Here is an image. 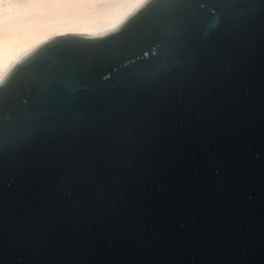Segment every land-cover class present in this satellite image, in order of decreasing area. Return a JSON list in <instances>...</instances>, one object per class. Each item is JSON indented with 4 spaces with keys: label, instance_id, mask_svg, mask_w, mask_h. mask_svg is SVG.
<instances>
[{
    "label": "snow or ice",
    "instance_id": "snow-or-ice-1",
    "mask_svg": "<svg viewBox=\"0 0 264 264\" xmlns=\"http://www.w3.org/2000/svg\"><path fill=\"white\" fill-rule=\"evenodd\" d=\"M77 17L97 29L51 27ZM145 48L149 69L117 72ZM256 119L264 0H0V264H95L121 233L119 264H169L149 189L185 152L210 191L230 183L219 141ZM186 264L246 255L225 232Z\"/></svg>",
    "mask_w": 264,
    "mask_h": 264
},
{
    "label": "water",
    "instance_id": "water-1",
    "mask_svg": "<svg viewBox=\"0 0 264 264\" xmlns=\"http://www.w3.org/2000/svg\"><path fill=\"white\" fill-rule=\"evenodd\" d=\"M87 39L81 34L57 35L55 42ZM134 59L135 65L118 68L117 72L147 70L153 55L145 48L143 52L137 51ZM256 75L259 79V66ZM219 146V166L230 183L210 191L199 158L185 152L166 170L159 188L149 189L147 200L152 218L171 239L169 264H186L196 239L225 232L242 246L246 264H264V122L256 119L246 128L229 130L221 137ZM250 193L256 194L252 200L246 196ZM124 242L123 233L101 239L95 264H119L118 253Z\"/></svg>",
    "mask_w": 264,
    "mask_h": 264
},
{
    "label": "bare ground",
    "instance_id": "bare-ground-1",
    "mask_svg": "<svg viewBox=\"0 0 264 264\" xmlns=\"http://www.w3.org/2000/svg\"><path fill=\"white\" fill-rule=\"evenodd\" d=\"M51 27L57 32L62 31L64 27H72L77 29L78 32H84L89 30H96L98 25L96 22L86 17H77L66 19L64 21H61L59 24L53 23Z\"/></svg>",
    "mask_w": 264,
    "mask_h": 264
}]
</instances>
